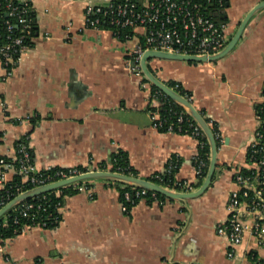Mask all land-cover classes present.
<instances>
[{
	"label": "crops",
	"instance_id": "0c3cea01",
	"mask_svg": "<svg viewBox=\"0 0 264 264\" xmlns=\"http://www.w3.org/2000/svg\"><path fill=\"white\" fill-rule=\"evenodd\" d=\"M19 1L31 4L37 29L10 75L0 63V187L16 173V142L26 133L38 168L109 166L122 149L141 177L162 170L175 154L176 177L196 182L198 139L157 127L152 84L142 86L141 77L126 67L136 39L85 25L86 4L102 0ZM259 1L226 0L221 14L231 36ZM148 64L160 79L180 82L194 105L216 122L220 140L210 185L185 200L141 197L123 209L118 184L92 179L93 196L83 190L65 196L56 226H26L0 238V264H249L251 250L264 256V245L247 234L229 257L228 239L216 230L228 216L234 171L244 166L261 118L264 7L220 58L152 57Z\"/></svg>",
	"mask_w": 264,
	"mask_h": 264
},
{
	"label": "built area",
	"instance_id": "2783aa9c",
	"mask_svg": "<svg viewBox=\"0 0 264 264\" xmlns=\"http://www.w3.org/2000/svg\"><path fill=\"white\" fill-rule=\"evenodd\" d=\"M19 3L12 4L10 1L5 3L8 14L16 16L21 25L20 31L14 34L13 23L8 19L5 22L7 33L4 35V39L0 40V63L6 75L12 73L20 55L31 46L26 38L29 37V40H32L34 36L30 30L32 17L28 13L32 6L28 1H19ZM221 8H224V0H102L98 3L86 4L84 15L87 27L108 28L116 36L119 29L128 28L131 31L130 34H126V39L135 38L136 41L128 49L126 67L131 73L141 77L142 86H148L151 83L140 66V59L145 49L207 55L226 45L231 37L229 23L226 19L214 14L215 12L220 14L219 9ZM104 24L105 26H103ZM160 96L171 99L163 91L152 86L151 99L160 104ZM151 114L154 124L160 127L163 120L157 109H152ZM25 119L30 121L31 115H27ZM172 127L170 123L168 130H172ZM191 134L195 137L197 135L205 136L196 122ZM215 135L220 138L219 133ZM246 148L245 164L235 169L233 174L235 187L230 191L226 202L228 216L216 227L218 234L225 235L228 239L227 255L229 257L236 254V246L247 234L253 236L259 245H264V118H260ZM195 160L198 162L196 174L199 175L205 162L200 158L199 152H197ZM167 162L169 169L176 167V163L171 159H168ZM14 164L16 169L22 173L23 179L29 180L32 187L67 178L90 169H110V165L105 168L99 165L85 166L84 170L79 169L78 166H67L59 167L53 173H48L47 170L52 166L45 168L36 166L28 133L21 136L16 142ZM0 182H2V176H0ZM78 183L80 181L73 182V184ZM183 185L186 188L180 189L182 191L195 188L186 180ZM76 187L79 191H86L89 196H93L89 186L84 183L78 184ZM133 187L136 188L135 196L138 199L150 190ZM23 190L25 189H19L13 196L7 195L6 199L0 197V207ZM150 191L152 194L155 192ZM134 201L129 192L125 191L122 208L128 209L126 203ZM16 205L21 215H28L27 211L34 207L33 202L25 201ZM37 207L40 208L41 205L38 204ZM61 207L62 205L58 206L60 212ZM45 224L46 221L41 220L35 225L45 227ZM26 226L31 225L25 223L23 228Z\"/></svg>",
	"mask_w": 264,
	"mask_h": 264
},
{
	"label": "trees",
	"instance_id": "16d2710c",
	"mask_svg": "<svg viewBox=\"0 0 264 264\" xmlns=\"http://www.w3.org/2000/svg\"><path fill=\"white\" fill-rule=\"evenodd\" d=\"M9 1L12 2V4H20L19 0H0V40H3L5 37L4 35L7 33L6 24H5L7 19L10 20L14 25V29H13L14 34L18 33L21 28L20 23H18L17 17L8 14V9L5 3ZM225 4H226V0H224V7ZM223 9L224 8L219 9L220 14L223 12ZM28 13L32 17V20L30 21V30H31V34L34 35L37 29V22L35 17L36 15L32 8L29 9ZM103 26H105V24ZM130 33L131 31L128 28H123L118 30L117 36L119 39L124 40L126 39V34H130ZM26 40L30 44H32L33 42L31 39L29 40V37H27ZM165 82L169 86L173 87L174 89H176L177 91H179L180 93H182L191 100L190 91L185 89L180 82L171 79ZM160 101L161 103L158 104L156 109L160 114V118L163 120V124L159 128L162 130H168V125L171 123L173 126L172 130L192 133L195 125V121L186 112V110L177 102L173 101L172 99H169L168 97L160 96ZM200 111L204 115L205 119L211 125L214 133L215 134L219 133L216 122L211 120L209 117H207L203 110ZM259 115L261 118H264V104L260 107ZM179 117H181V119H179ZM30 120H33V118H31ZM196 137L200 142L198 147V152L200 158L204 160L205 164L201 168V172L199 173V175H197V181L189 183L191 186L198 185L203 179L207 170L208 158H209V144L206 136L201 137L197 135ZM217 139L218 141L220 140V138ZM169 159H171L173 162L176 163V167L169 169L168 168L169 163L167 162L162 170L156 171L151 175L147 176L146 178L174 189H178V190L185 189L186 187L183 185L185 179H178L175 175L180 165V158L174 154ZM109 162H110V169H117L127 174L139 176L136 169H134V167L129 163L128 155L126 151H123L122 149L116 150L112 154ZM194 162L195 165L198 166V162L196 160H194ZM99 166L105 168L107 164L105 162H101ZM58 168L59 166H52L49 170H47V172L53 173ZM78 168L81 170L85 169V167L83 166H78ZM113 182L118 184L119 197L122 201L124 200L125 191H128L131 197L134 198L135 201L133 203L132 202L126 203L128 208L138 200V198L135 196V190H136L135 187L119 181H113ZM82 183L89 186L90 180L86 179L84 181H80V183L78 184H82ZM78 184L71 183L62 186L58 189L45 191L35 196L24 199L23 201L25 202L34 203V207L27 211L28 215H21L18 212L17 205L12 206L0 217V238L4 239L7 237L14 236L23 229V225L25 223H28L29 225L32 226L41 220H45L46 221L45 227L56 226L59 223V219L61 217V212L59 211L58 206L63 204L65 196L79 191L78 188L76 187ZM30 187H32L30 181L24 180L22 173H20L16 169V173L13 176V178L9 181H6L3 184V186L0 187V197L6 199L7 195L10 194V196H13L14 194H16V192L19 189H28ZM143 197L147 198L149 201L154 199L158 201H164L165 199H170L164 194L156 191L154 192V194H152V191L150 190L147 191V193H145ZM38 204L41 205L40 208L37 207ZM32 216H34V218H32ZM249 259H250L249 264H264V256L258 255L257 251L255 250H251L249 252Z\"/></svg>",
	"mask_w": 264,
	"mask_h": 264
},
{
	"label": "water",
	"instance_id": "95a60500",
	"mask_svg": "<svg viewBox=\"0 0 264 264\" xmlns=\"http://www.w3.org/2000/svg\"><path fill=\"white\" fill-rule=\"evenodd\" d=\"M264 7V0L257 2L253 5L244 15V17L239 22L235 32L230 37L229 41L226 43L224 47L220 50L207 54H185V53H177L172 51L160 50V49H152L148 48L145 49L142 53L140 59V66L145 74L146 78L149 82L163 91L166 95H168L171 99L181 105L186 112L193 118V120L200 126L203 130L208 144H209V158H208V166L206 173L201 180L200 184L195 187L194 189L188 191L177 190L166 185L154 182L149 180L145 177L135 176L131 174H127L121 171L112 170V169H90L83 172H80L76 175L55 180L52 182H48L42 185H37L25 189L15 195L12 199H10L7 203H5L2 207H0V217L12 206L16 205L17 203L27 199L29 197L35 196L39 193L50 191L53 189L60 188L62 186L68 185L73 182L86 180V179H96L102 178L112 181H119L125 184H129L132 186L143 187L147 188L159 193L164 194L170 199H182L185 200L187 198L195 197L201 194L211 183L212 178L215 173L216 163H217V152H218V145L219 141L209 124V122L205 119L204 115L201 111L194 105L192 100L188 97L174 89L173 87L169 86L164 80L160 79L149 67L148 60L152 57H160V58H169V59H181L187 61H212L217 58L222 57L225 55L232 47L236 44L239 37L242 34V31L250 19V17L260 8ZM215 15H219L220 17L223 14H219L218 12L214 13Z\"/></svg>",
	"mask_w": 264,
	"mask_h": 264
}]
</instances>
